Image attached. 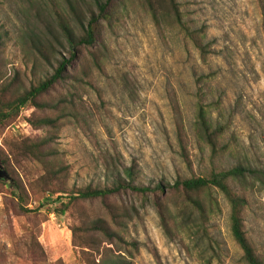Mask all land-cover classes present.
Instances as JSON below:
<instances>
[{"label": "trees", "instance_id": "16d2710c", "mask_svg": "<svg viewBox=\"0 0 264 264\" xmlns=\"http://www.w3.org/2000/svg\"><path fill=\"white\" fill-rule=\"evenodd\" d=\"M17 3L21 18L16 42L32 59L30 72L34 78L27 85H20L17 78L0 82V136L24 106L34 108L27 119L44 134L36 138H2L0 162L10 177L0 179L6 209L9 207L18 215L36 213L28 203L32 196L42 193L46 195L42 205L49 213L75 216L76 223L70 226L72 243L79 248L84 264H135L133 251L139 249L140 243L127 236L139 210L134 205L128 207L109 200L130 193L141 205L148 203L155 208L159 225L170 241L190 240L189 248L205 264H211L221 262L226 250L224 240L214 233L211 224L220 210L217 194H221L229 206V230L244 264H264V257L246 226L250 196L256 190L264 191V162L258 164L247 156L235 157L231 141L225 140L231 111L224 121L221 95L206 102L203 87H197L194 132L200 150L207 153L198 162L197 171L178 176L171 183L141 181L137 163L125 164L119 154L106 150L99 157L97 181L78 185L73 180V164L57 146L69 125L89 131V120L94 115L83 97L92 90L103 99L98 77L105 74L108 33L128 14L130 6L140 7L158 26L167 22L178 28L204 63L220 55L213 48L216 39L206 40V26L191 25L184 18L178 0H17ZM6 35L7 32H0V52ZM219 75L220 69L200 74L196 82L206 83ZM214 110L218 111L217 116ZM177 133L183 160L192 169L180 125ZM26 162L34 164L37 170L22 174ZM94 200L100 202L101 214L89 213L83 205ZM12 241L10 255L14 258L20 257L29 264H59L47 261L38 232L32 229ZM152 253L158 259L155 249ZM0 264H11L8 254L1 249Z\"/></svg>", "mask_w": 264, "mask_h": 264}, {"label": "rangeland", "instance_id": "374dc122", "mask_svg": "<svg viewBox=\"0 0 264 264\" xmlns=\"http://www.w3.org/2000/svg\"><path fill=\"white\" fill-rule=\"evenodd\" d=\"M178 1L191 25L206 26V40L216 39L213 48L220 55L204 63L178 28L167 22L158 26L147 12L130 6L128 14L108 33L105 74L98 77L103 99L92 90L83 97L94 115L89 120V131L69 125L57 141L59 150L74 166L73 180L78 185L97 181L99 157L106 150L119 154L125 164L137 163L139 179L145 183L153 180L171 183L178 176L197 171L198 162L207 153L200 150L194 132L199 85L206 92V102L221 95L224 121L231 111L225 140L231 141L235 157L247 156L258 164L264 162V0ZM18 8L17 0H0V32H7L0 52V82L17 78L20 85H27L34 78L30 72L33 61L16 42L21 18ZM217 69L219 77L197 84L200 74ZM33 110L30 106L20 110L17 119L2 132L0 144L3 137L36 138L44 134L27 119ZM217 113L214 110V116ZM179 125L192 169L181 155ZM28 170L35 172L37 168L26 162L21 173ZM45 196L40 193L31 197L28 207L37 212L27 216L6 209L7 199L0 192V249L8 254L11 264H29L11 256L10 248L13 238L32 229L38 232L48 262L84 264L79 248L72 243L70 226L76 223L75 216L49 213L42 205ZM217 199L220 210L211 224L214 233L224 240L226 250L221 262L211 264H244L229 230L228 203L221 194H217ZM109 200L118 205H134L139 210L127 236L140 243L139 249L133 251L135 264H205L189 248L190 240L180 243L166 237L151 204L141 205L130 193ZM83 205L89 213H102L98 200ZM246 226L264 257L262 190L250 196ZM154 249L158 259L153 256Z\"/></svg>", "mask_w": 264, "mask_h": 264}, {"label": "water", "instance_id": "95a60500", "mask_svg": "<svg viewBox=\"0 0 264 264\" xmlns=\"http://www.w3.org/2000/svg\"><path fill=\"white\" fill-rule=\"evenodd\" d=\"M0 179L10 180L8 173L4 170L1 162H0Z\"/></svg>", "mask_w": 264, "mask_h": 264}, {"label": "built area", "instance_id": "2783aa9c", "mask_svg": "<svg viewBox=\"0 0 264 264\" xmlns=\"http://www.w3.org/2000/svg\"><path fill=\"white\" fill-rule=\"evenodd\" d=\"M24 107H22L21 109H23Z\"/></svg>", "mask_w": 264, "mask_h": 264}]
</instances>
